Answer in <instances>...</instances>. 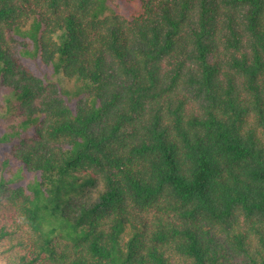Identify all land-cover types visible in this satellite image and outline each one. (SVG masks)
Listing matches in <instances>:
<instances>
[{
  "label": "trees",
  "instance_id": "trees-1",
  "mask_svg": "<svg viewBox=\"0 0 264 264\" xmlns=\"http://www.w3.org/2000/svg\"><path fill=\"white\" fill-rule=\"evenodd\" d=\"M0 87L6 264H264V0H0Z\"/></svg>",
  "mask_w": 264,
  "mask_h": 264
},
{
  "label": "rangeland",
  "instance_id": "rangeland-1",
  "mask_svg": "<svg viewBox=\"0 0 264 264\" xmlns=\"http://www.w3.org/2000/svg\"><path fill=\"white\" fill-rule=\"evenodd\" d=\"M122 11L126 12L128 14L129 5L125 2H120ZM33 66L34 64L31 63ZM48 72V75L52 73L51 68L46 69ZM58 77V76H53ZM8 95L7 89L4 87H0V135H2L5 132V127L7 124V117L4 116L5 108L4 106L7 104L6 97ZM12 145L10 144H2L0 143V158L4 159L6 156V153L11 150ZM3 174L13 182L14 185L20 186L25 185L27 183L33 182L35 179L39 178V176L33 172L28 171L23 164L13 159L10 162L9 167H6L3 169ZM0 264H6L1 258H0Z\"/></svg>",
  "mask_w": 264,
  "mask_h": 264
}]
</instances>
